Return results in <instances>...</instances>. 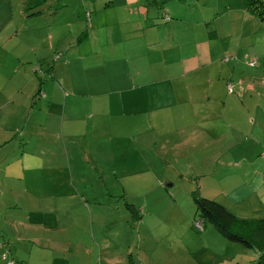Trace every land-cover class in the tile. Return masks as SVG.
Masks as SVG:
<instances>
[{
  "label": "rangeland",
  "instance_id": "1",
  "mask_svg": "<svg viewBox=\"0 0 264 264\" xmlns=\"http://www.w3.org/2000/svg\"><path fill=\"white\" fill-rule=\"evenodd\" d=\"M18 2L19 0H14L10 5V0H0V32L3 29L8 31L9 28H6L8 23L14 20L22 21L23 28H26L20 27L13 36L0 41V144L10 133L9 121L25 115L26 107L29 105L25 99L43 97L37 88L43 78L44 82H49L48 67L53 61L58 58L64 60L66 57L70 59L77 50L88 49L89 40L96 32L93 28L95 19L99 24H103L102 28L97 30L101 41L108 39L114 42L121 41L120 44L124 46L127 42L122 40L126 31L125 24L114 23L113 6L106 8L101 4L99 8L94 9L89 7V0H48L46 3H52L51 6L56 10L55 14H51L53 11L43 5L41 14L27 17L24 4L19 6ZM245 3L246 0L164 1L170 20L161 23L159 28L156 25L155 38L158 42L152 43L151 39L146 38L144 42L143 37L134 41L137 53H140L142 47L154 48L153 56L149 54L144 58L141 56L133 58L140 71L139 75L135 74L134 64L127 54L126 56L121 54V50L111 52L107 49L103 54L108 52L112 53V56L105 58L103 54H98L99 57H94L96 62L105 60V64L100 66L102 72L94 74V77L104 76L103 82L106 85L101 92L107 90V84L112 79L122 86L114 89L113 98L122 100L123 114L120 121L125 125L121 129L118 126L120 122L117 119L120 117L117 113L120 109L114 111L104 107L105 115H94L87 120L85 136L65 132L66 136L62 139L72 141L71 148L76 153L81 150L86 152V156L90 153V160L82 161L80 168L72 170L74 199L68 205H62V208V202H57L58 209L63 215L61 220L63 222L59 228L43 233L41 245L45 249L35 256V253L33 254V259H36L38 264H264L263 256L259 257L241 243L227 241L209 221H203L202 229L195 228V220L202 219L195 210L193 200L195 193L208 199H216L215 195L206 194L211 193L206 189L201 192L198 184L201 183L202 188L207 187L209 180H205L206 177L203 179L192 177L187 173L186 167L182 170V177H179L185 154L183 160L178 158L175 161V154L179 149H169V144L165 143L166 139H172L178 133L194 132L196 128L200 131L202 124L204 127L217 124L219 118L215 116L217 112L215 108H204L201 119L196 118L199 122L194 120L198 102L192 94L181 88L180 83H185L184 77L170 78L169 88L164 89L161 50L171 51L177 57L184 54L182 51L201 50L203 55L207 54L210 63L215 66L214 72L209 76L211 82L218 78L225 83L224 90L221 89L223 99L235 98L239 101L238 95H242L245 85L253 84L256 90L250 96L255 105L259 104L258 112H262V119L255 121L258 125L256 130L264 134V21L250 15L245 9ZM68 20L81 21L87 35L80 32L77 36L75 34L72 40L70 36L65 39L68 34ZM39 23H48L49 27L35 31V34H43L41 41L38 35L37 43H44L49 32L53 37V43L40 47L37 52L30 48L28 43L24 45L22 39L30 33V27ZM120 27H124V31ZM50 28L58 30V34L53 35L48 30ZM75 28L76 26L72 28V32ZM104 29H108L113 37L106 38ZM158 35L163 38H157ZM75 39L83 41L76 42ZM179 42L181 44L177 46ZM92 43L95 44L94 39ZM122 49L126 51L127 48ZM174 55L171 58L174 59ZM73 58L75 61L82 59L74 56ZM174 63L171 74L169 69L165 73L178 75L179 59L174 60ZM85 66L88 77L91 66ZM130 72L133 76V85L126 79ZM134 76L138 77L134 79ZM206 78L204 71V82ZM173 87L178 88V94L172 92ZM228 87L232 91H228ZM90 91V94L98 92L93 86ZM105 96L108 97L109 94ZM140 96L144 98L142 108H146L148 104L154 107L152 115L155 120L154 126L150 124L148 130L145 126L146 113L135 114L133 108L127 106L131 103L127 102L130 98L137 99ZM8 98L13 100L2 105V101ZM211 102L215 103L216 100L213 99ZM209 115L215 118L213 120L209 118L210 120L202 123V118L206 119ZM94 120L107 123V126L103 129L101 123ZM96 125L99 131L94 130ZM83 129L81 127L79 133H82ZM140 129L148 132L152 139L146 156L143 155L146 148L139 144L140 149L133 157L114 158L111 149L115 145L112 146L110 136L121 131L135 134ZM142 138L145 137L140 139ZM8 148V145L0 147V157L7 156L5 150ZM141 148L144 149L143 152ZM262 151L263 149L259 153L252 151L250 156H244L246 159L242 163L244 177H247L253 168L249 163L255 161L264 164ZM93 155L97 156L96 160ZM196 158L197 154L188 157L192 164ZM240 158L237 152L217 157L215 159L218 162L217 176L223 178L224 175L236 174V164ZM47 173L48 170L40 169L25 171L26 187L29 189L32 183L39 180L42 182L41 192H47L48 186L45 184ZM4 180L2 166L0 241L5 236L4 231H11L12 228L11 220L7 218L15 215L21 219V213H12V210L6 207L10 199L6 183H9L10 179ZM229 187L231 185L225 188ZM222 200L225 201L224 198ZM53 203L51 200L33 201L32 214L35 215L34 211H38L36 217L46 222L54 210ZM26 213L27 209L24 208V214ZM246 215L248 214L242 217L235 214L240 219L251 217ZM260 217L257 216L255 219L259 220ZM236 225L233 228L234 232L241 233L247 238L254 236L251 224L246 225L240 221ZM65 227L67 228L64 233H58L59 229L63 231ZM52 231L55 234L51 233ZM13 234L7 238H13L15 232ZM55 235L58 240L55 238L52 242H47L48 237ZM3 252L4 249L0 248V264H7V256L1 258ZM15 264L21 262L18 260Z\"/></svg>",
  "mask_w": 264,
  "mask_h": 264
},
{
  "label": "crops",
  "instance_id": "2",
  "mask_svg": "<svg viewBox=\"0 0 264 264\" xmlns=\"http://www.w3.org/2000/svg\"><path fill=\"white\" fill-rule=\"evenodd\" d=\"M13 1L10 0V5ZM26 1L19 0V6H23V4L25 6ZM164 1L168 2V0ZM164 1L89 0V7L94 9L99 8L101 4H104L106 8L113 6L114 23L125 24L126 31H124V27H120L125 32V35L122 36V40L127 41L125 46L120 44L121 41L114 42L111 39L101 41L97 30L101 29L103 24H99L95 19V27L93 28H95L96 32L92 34V38L89 40L90 46L88 49L82 48L81 50H77L73 55L75 58L81 57V61H75L73 56L70 59L66 57L64 60L58 58L56 61H53L48 67L49 82H44L45 79L43 78L37 88L43 97H36L35 99L24 98L29 103L26 107L25 115L20 119L12 118L9 121L10 133L0 144V147L8 145L9 148L5 150L7 156L0 157V167L3 166V177H5V180L10 179V182L6 183L10 197V203L8 202V205L6 203V207L10 208L12 213H21V219L23 220L16 218L15 215L7 218L11 220L12 232L4 231L5 236L0 241V248L4 249L1 256L2 259L4 256H7L8 260L12 259L15 263L19 260L21 264H38L36 259H33V254L35 253V256L45 249L41 245L43 233L50 229L59 228V225L63 222L61 221L63 215L61 210L58 209L57 202H62V208L74 199L75 188L72 170L80 168L82 161L88 162L90 160V153H88V156H86L84 150L76 153L71 148L73 145L72 141L67 142L62 139V137L66 136L65 132L70 135L79 134L85 136L88 128L87 120L93 118L94 115H105L104 107L114 111L120 109L119 113H117L120 117V119H117L120 122L118 126L121 129L125 125L123 121H120L123 114L121 112L123 107L122 100H114L113 98L115 95L114 89L122 86L118 85L119 82H115L112 79L107 84V90L101 92V90L105 89L106 85L103 82L104 76L94 77V74L101 71L100 66L105 64V60L96 62L94 61V57H99L98 54H103V51L107 49L111 52L121 50V54L125 56L127 54L131 63L134 64L135 74L139 75L140 71H138L137 64L133 58H137L138 56L144 58L149 54L153 56L154 48L142 47L140 48V53H137L136 49H134V41L139 37H143L144 42H146L145 38L151 39L152 43L158 42L155 38V29L156 25L158 28L160 27V17L163 12L167 11ZM46 2L29 10V12L26 11L27 17L41 14L43 5L48 10L53 11L51 14H55L56 10L51 6L52 3ZM67 24L68 34L65 39L70 36V40H72L74 39V35L76 34L77 36L80 32L86 34L81 21L68 20ZM70 24L76 26L73 32L72 28L74 26L72 27ZM20 27L23 28L22 21L20 20L8 23L6 28H9V30L5 31L3 29L0 32V36H2L0 41H5L9 36H13ZM48 27V23H39L34 27H30V33L22 39L24 45L28 43L27 45L37 52L42 46H50L53 43V37L50 32L47 40L40 44L37 43L38 35H40L39 39L41 41V35L43 34H35V31H42ZM48 30L53 35L58 34V30L56 29L50 28ZM104 30L106 38L108 36L113 37L108 32V29ZM157 38L163 37L158 35ZM93 39L95 40V44L92 43ZM81 41L76 40V42ZM180 44L179 42L177 46ZM59 46L61 47V45ZM122 48L127 49L125 51ZM64 52H66V49ZM182 52L184 54L177 57L171 51L161 50V76L165 83L164 89L169 88L170 78L184 77L185 83H180L182 84L181 88L192 94L198 102V107L194 111V120L199 122L196 118L201 119V112L204 113V108H215L217 111L215 116L219 118V123L211 124L208 127H204L202 124L200 131L196 128L194 132H182L175 135L172 139H166L165 143L169 144V149H179V152L175 154V161L178 158L183 160V154H185L184 165L180 167L179 177H182V170L185 167L187 168V173L192 177L202 179L206 177L205 180H209V185L202 188L201 183H199L201 192L204 189L211 191V193L207 192L206 194L215 195L214 198L218 199V202L234 215L237 214L243 217L244 214H248L246 216L251 217L246 218L255 219L257 216H261L260 218L262 219L264 218V164L262 165L255 161L249 163L253 168L249 171L247 177L243 175L242 166L243 160H246L244 158L245 155L250 156L252 151L259 153L262 149V154L264 152V134L262 135L260 131L256 130L258 125L255 123L256 119H262V112H258L259 104L255 105V101L253 102V98L250 96L256 88L253 84L245 85L242 95H238L239 98L237 99L239 101H236L235 98L231 100L223 99L221 97V89L224 90L225 83L223 84L218 78L215 82H211L212 80L209 76L210 73L214 72L215 66L210 63L208 55H203L201 50ZM111 54L106 52L103 54V57L107 58V56H112ZM173 55L174 59L171 58ZM178 59V75L172 76L165 73L169 69L171 74V67L175 64L174 60ZM85 65L91 66L88 77L86 76ZM204 71L207 77L205 82L203 81ZM220 73L218 72V74ZM136 77L138 76H134V79ZM126 79L132 85L134 84L131 72ZM92 86L98 92L90 94ZM133 88H136V86H133ZM177 90V87L172 88V92L175 91L174 94L179 93ZM106 94H109V96H105ZM213 99L216 100L215 103L211 102ZM11 100L13 99L8 98L3 100L2 105ZM127 102H131L127 106L131 109L133 108L135 114L146 113L145 117L147 121L145 126L147 130L151 127L149 126L150 124L154 126L155 120L154 116H152L154 107L148 104L146 108H142L144 104L143 96L137 97V99L135 97L130 98ZM260 108H262V104ZM68 115L70 116L67 117ZM215 116L209 115L206 119L202 118V123L210 120L209 118L213 120ZM85 120L87 122H84ZM94 121L101 123L100 125L103 126V129L107 126V123L103 124L99 120ZM140 122L142 126V119ZM97 126L94 127L95 131H99ZM28 127H30L29 130H26ZM81 127L84 129L82 133H79ZM141 137L145 138L140 139ZM110 141L112 146L115 145L111 149L112 155L114 158L118 157L120 159L136 155L139 151L138 149H140L139 144H142L146 148V153L143 154L146 156L149 144H152L151 135L143 129L137 130L135 134H131L130 131H121L116 135L110 136ZM162 146H164V143H162ZM141 151L143 152L144 149L141 148ZM231 152H237L241 156L239 162L236 164V174L224 175L223 178H219L216 169L218 162L215 159L225 153ZM191 154H197V158L193 164L188 159ZM93 157L96 160L97 156L93 155ZM146 164L148 165L147 160ZM204 166L207 167L204 168ZM29 169L33 171L39 169L49 171L47 173L48 177L45 179V184L48 186L47 192H41L40 187L42 182L40 183L39 180L32 183L29 189L26 187L24 174ZM229 185L231 187L225 188ZM35 187H38V189ZM35 200H51L54 202V210L50 213L49 219L46 222L40 217H36L38 211H34L35 215L32 214L33 201ZM24 208L27 209L26 214H24ZM66 228L63 231L59 229L58 233H64ZM13 232H15V236L8 239L7 237L14 235ZM22 234L25 236H22ZM55 238L59 239L55 235V237H48L47 242H52Z\"/></svg>",
  "mask_w": 264,
  "mask_h": 264
},
{
  "label": "trees",
  "instance_id": "3",
  "mask_svg": "<svg viewBox=\"0 0 264 264\" xmlns=\"http://www.w3.org/2000/svg\"><path fill=\"white\" fill-rule=\"evenodd\" d=\"M47 0H27L25 2V11L29 12L38 5ZM245 9L252 15L264 21V2L261 0H246ZM31 14V13H30ZM161 23L168 22L170 18L167 16V11L163 12L160 17ZM194 204L197 215L204 220L209 221L221 235L230 242H238L253 250L259 257L264 258V218L256 219H240L229 212L225 206L215 199L201 197L197 193L194 195ZM243 222L246 225L253 226V237L247 238L241 233L233 231L236 223ZM264 260V259H263ZM9 261H13L9 259ZM14 262V261H13ZM15 263V262H14Z\"/></svg>",
  "mask_w": 264,
  "mask_h": 264
},
{
  "label": "built area",
  "instance_id": "4",
  "mask_svg": "<svg viewBox=\"0 0 264 264\" xmlns=\"http://www.w3.org/2000/svg\"><path fill=\"white\" fill-rule=\"evenodd\" d=\"M250 65H253V64H250ZM228 91H232V89H230V87H228ZM202 223L203 222L201 220H198V221L195 220V222H194L195 228L202 229V225H203ZM3 258H5V256ZM7 264H15V263L13 261L8 260Z\"/></svg>",
  "mask_w": 264,
  "mask_h": 264
}]
</instances>
